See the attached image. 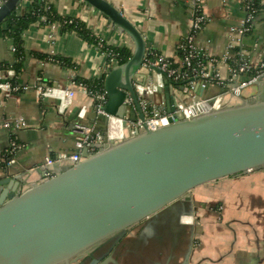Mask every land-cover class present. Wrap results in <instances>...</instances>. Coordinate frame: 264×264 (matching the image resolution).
Instances as JSON below:
<instances>
[{"label":"water","instance_id":"1","mask_svg":"<svg viewBox=\"0 0 264 264\" xmlns=\"http://www.w3.org/2000/svg\"><path fill=\"white\" fill-rule=\"evenodd\" d=\"M23 1L7 0L0 7V26ZM72 1L99 13L132 41L133 50L126 63L113 66L104 76L103 113L92 108L87 141L100 133L98 151L89 154L84 147L79 163L54 162L45 167L53 172L51 177L23 191L18 186L0 191V264H118L116 258H126L128 251L144 250L148 237L153 238L151 246L162 251L167 236L173 241L164 264L175 263L178 257V264H187L194 225L181 220L197 217L190 193L264 168V76L232 98L237 104L150 129L133 86L135 78L143 76L141 33L105 0ZM164 83V101L172 112L173 86ZM248 87H256V96L242 95ZM174 89L181 91L182 85ZM193 91L206 98L198 85ZM133 108L142 129L120 141L108 139L110 119L126 124ZM7 184L0 179V187ZM100 248L105 251L92 254L88 263H78Z\"/></svg>","mask_w":264,"mask_h":264},{"label":"crops","instance_id":"2","mask_svg":"<svg viewBox=\"0 0 264 264\" xmlns=\"http://www.w3.org/2000/svg\"><path fill=\"white\" fill-rule=\"evenodd\" d=\"M49 1L58 16L78 20L95 40L112 47H126L132 52V41L83 3ZM105 1L120 11L141 33L145 54L154 52L174 64L178 63L177 45L191 31L189 0ZM201 1L205 24L195 37V44L206 58L217 60L215 68L223 81H228L231 69L239 63L247 64L250 70L240 74L233 82L248 79L254 71L257 73L259 64L264 60V0L259 1L260 8L251 31L239 39L231 29L238 28L243 20V0ZM25 5L23 1L15 14L21 15ZM12 48L11 39H0V65L15 63ZM21 49V70L15 76L19 85L29 89L0 97V179L9 181V184L0 187V191L5 188L13 190L17 186L23 191L42 178L53 175L52 171L45 169L47 155L58 159L63 154L73 153L79 139L75 126L92 128L93 103L78 88L80 81L98 79L115 66L114 60L108 61V57L92 43L74 32L63 31L58 24H31L22 33ZM52 57L64 62L55 63ZM39 81L45 86L55 87V90L46 96L39 95L34 90ZM204 90V97L222 92L216 86ZM63 91L74 92L66 107L62 106ZM256 94V87H248L242 93L246 98ZM193 95L199 97L193 91L185 98ZM138 102L142 113L147 103L158 104L168 111L163 89L145 101L138 99ZM237 103L235 99L226 98L227 105ZM18 120L23 123L19 128L2 126L5 122L12 124ZM138 120L139 113L134 108L126 124L123 120L111 119L107 128L108 139L120 141L129 137L132 124ZM101 138L100 133L94 136L88 147L89 154L98 151L96 146L102 144ZM11 140L18 143L21 149L16 153L14 164L6 167L3 161ZM190 196L196 204L197 217L181 220L187 225H194L193 247L187 264H264V168L203 185L193 190ZM167 238L166 248L162 251L153 248V238L148 237L144 250L128 251L126 258H116V261L118 264H164L173 241L172 237ZM179 261L180 257L172 264Z\"/></svg>","mask_w":264,"mask_h":264},{"label":"built area","instance_id":"3","mask_svg":"<svg viewBox=\"0 0 264 264\" xmlns=\"http://www.w3.org/2000/svg\"><path fill=\"white\" fill-rule=\"evenodd\" d=\"M7 0H0V7L4 5ZM49 5V0H41ZM255 1L260 0H243V8L245 11L243 20L240 26L236 29H231L237 39L251 31L252 24L257 16V8ZM27 2V0H24ZM201 0H189L191 11V31L189 35L177 45V55L179 61L177 64L171 62L168 58L158 55L154 52H148L144 55L142 62L143 76H137L133 82L135 93L140 100H147L148 97L160 92L164 87V80L169 85L173 86V99L174 110L172 112L165 111L158 104L147 103L144 105L143 115L144 124L150 129H156L175 123L180 119H191L200 115H204L213 111L220 110L226 105V98H237L242 89L253 83L259 76H264V60L259 64V69L256 75L249 76L244 81L238 83L233 82L240 74L248 73L250 68L245 63H239L231 69V76L225 83L221 78L220 73L216 70L215 65L217 60L214 58H206L200 47L195 44V37L201 31L205 24V17L201 11ZM48 9V7H46ZM39 21L44 23L45 16H41ZM52 23L50 25H54ZM101 46V45H100ZM14 51V48H12ZM108 57V54H105ZM226 57H224V60ZM112 60H110L111 62ZM150 67L157 68L161 74L154 73ZM144 74L146 76H144ZM15 76V72L9 68L0 67V97H8L13 94H18L27 91L29 87L19 84L11 83L10 79ZM233 83V84H229ZM175 85H182V90L174 89ZM195 85L202 89H207L211 86L219 87L222 92L216 95L208 96L206 98H199L196 96L185 98L188 94L193 92ZM78 88L87 94L93 103V108L97 114H102L103 106L106 102L104 93L90 92L84 84H79ZM36 93L46 96L55 90V87L45 86L42 82H38L34 86ZM63 103L62 106L66 107L70 104L74 95L73 91L62 92ZM2 104L0 98V106ZM115 119V118H111ZM110 119V121H111ZM143 123L138 120L132 124V129L129 135L132 136L135 130L142 129ZM3 127L13 126L19 128L23 126L22 121H14L12 124L5 122ZM75 133L79 135L78 141L75 143V151L69 155L63 154L58 159H52L49 155L46 157V165H51L54 162L70 161L71 163H79L81 161V151L84 147H89L92 141H87V134L90 129L86 126L76 125ZM21 146L14 140L10 141L9 149L7 150L6 157L3 165L10 167L15 162V156Z\"/></svg>","mask_w":264,"mask_h":264},{"label":"trees","instance_id":"4","mask_svg":"<svg viewBox=\"0 0 264 264\" xmlns=\"http://www.w3.org/2000/svg\"><path fill=\"white\" fill-rule=\"evenodd\" d=\"M255 6L257 10H259V1H255ZM46 7H48V9H46ZM41 16L46 17V21L44 23L39 21V18ZM37 22L42 25H50L52 23H56L61 27L63 31L76 33L83 40L96 46L102 53L108 54V61L114 60L115 65H122L126 63L131 57L132 52L128 48L108 46L103 41H100L98 39L95 40L90 35L86 27L78 20L58 16L55 13L51 3L47 5L44 3V1L41 0H27L24 12L21 15H16L15 12H13L0 26V39L9 38L12 40L16 56L15 63L1 64L0 67L12 69L15 73L21 70V58L23 56V51L21 49L22 33L31 24ZM51 60L59 64H62L64 62V60L53 57L51 58ZM256 74V71H254L252 72L251 76H254ZM10 81L11 83L16 84V76L11 78ZM103 81L104 76H101L98 79L91 81H80V83L84 84L90 92L98 91L104 93Z\"/></svg>","mask_w":264,"mask_h":264},{"label":"flooded vegetation","instance_id":"5","mask_svg":"<svg viewBox=\"0 0 264 264\" xmlns=\"http://www.w3.org/2000/svg\"><path fill=\"white\" fill-rule=\"evenodd\" d=\"M105 251V248H100L98 251H92L90 254H88L87 256H83L78 263H82V262H89V259H93L94 256H92V254L98 255L101 254Z\"/></svg>","mask_w":264,"mask_h":264},{"label":"rangeland","instance_id":"6","mask_svg":"<svg viewBox=\"0 0 264 264\" xmlns=\"http://www.w3.org/2000/svg\"><path fill=\"white\" fill-rule=\"evenodd\" d=\"M240 198H243V196H241Z\"/></svg>","mask_w":264,"mask_h":264}]
</instances>
